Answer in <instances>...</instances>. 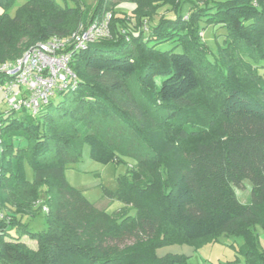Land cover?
I'll use <instances>...</instances> for the list:
<instances>
[{"label":"trees","instance_id":"16d2710c","mask_svg":"<svg viewBox=\"0 0 264 264\" xmlns=\"http://www.w3.org/2000/svg\"><path fill=\"white\" fill-rule=\"evenodd\" d=\"M13 1L0 0V61L112 17L109 36L75 52L76 88L37 116L0 111V264H172L182 259L157 248L221 234L244 238V264H264L254 228H264V80L250 60L264 59V0H132L135 25L110 0L89 14L27 0L11 15ZM165 5L173 14L157 19ZM208 26L227 31L214 58ZM188 108L205 112L203 125H189ZM85 143L104 164L134 158L104 190L123 203L116 212L66 178ZM245 179L248 203L235 192ZM38 212L45 227L31 231L23 217Z\"/></svg>","mask_w":264,"mask_h":264},{"label":"rangeland","instance_id":"374dc122","mask_svg":"<svg viewBox=\"0 0 264 264\" xmlns=\"http://www.w3.org/2000/svg\"><path fill=\"white\" fill-rule=\"evenodd\" d=\"M27 0H14L10 6V14L15 15ZM61 5L75 6L76 2L84 5L86 14L93 11L96 0H56ZM112 9L116 13H128L135 25L136 17L132 12L135 3L132 0H110ZM155 4V3H154ZM153 6V5H151ZM188 7V5H187ZM185 6V10L187 8ZM173 12L169 5L160 7L156 18L161 15H172ZM187 19L188 16L186 15ZM227 31L220 26H208L203 31V40L207 46L208 58L217 57L220 50L225 46ZM19 57V56H18ZM17 58V57H16ZM252 63L258 65V73L264 80V59L256 63L255 59H250ZM62 95L58 94L52 98L53 104L59 102ZM8 105L2 101V93L0 92V111H7ZM184 116L190 120L189 125L193 127L203 125V117L205 112L201 109L188 108L184 109ZM123 161L101 163L90 157V146L85 143L81 158L78 162L68 166L65 171L68 182L80 190L82 194L96 206L106 209L113 213L123 207V203L117 199H112L104 195V190H117L119 187V176L128 172L129 165L134 163V158L129 155H122ZM28 175L31 176V169L28 168ZM235 192L239 200L243 203L250 201L251 182L245 179L240 186L235 187ZM131 214L135 213L132 208L128 209ZM23 222L28 223L31 231H41L45 227V214L38 212L35 216H24ZM257 235V247L260 251L264 250V228L257 224L254 226ZM15 233V230L11 231ZM30 246L36 247V243L29 237H24ZM244 238L242 236L221 234L218 239H206L200 244L185 242L166 244L157 248L159 256L168 254L177 255L182 260L175 261L172 264H227L230 261H238L241 264L246 263V256L242 252Z\"/></svg>","mask_w":264,"mask_h":264},{"label":"built area","instance_id":"2783aa9c","mask_svg":"<svg viewBox=\"0 0 264 264\" xmlns=\"http://www.w3.org/2000/svg\"><path fill=\"white\" fill-rule=\"evenodd\" d=\"M111 17L108 12L87 27L38 41L19 57L0 61V92L8 110L28 111L37 116L56 95L76 88L78 75L72 66L74 54L87 49L99 37L109 36ZM38 205L48 211L41 201Z\"/></svg>","mask_w":264,"mask_h":264},{"label":"crops","instance_id":"0c3cea01","mask_svg":"<svg viewBox=\"0 0 264 264\" xmlns=\"http://www.w3.org/2000/svg\"><path fill=\"white\" fill-rule=\"evenodd\" d=\"M33 242H35V241H33ZM36 243V242H35Z\"/></svg>","mask_w":264,"mask_h":264}]
</instances>
